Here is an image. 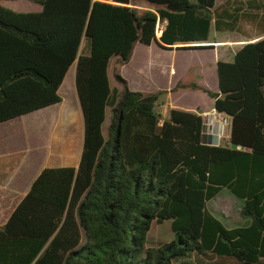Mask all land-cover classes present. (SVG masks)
Instances as JSON below:
<instances>
[{"label":"trees","instance_id":"trees-1","mask_svg":"<svg viewBox=\"0 0 264 264\" xmlns=\"http://www.w3.org/2000/svg\"><path fill=\"white\" fill-rule=\"evenodd\" d=\"M31 1L42 10L0 4V124L60 103L76 63L84 145L77 168H43L0 226V264H194V255L198 264H264V37L218 60V91L173 88L214 99L231 120L227 143H212L200 112L172 108L163 118L167 90H132L117 69L122 89L109 78L111 60L128 63L139 42L207 43L212 29L242 33L244 21L264 35V0H145L155 10L132 0ZM223 189L242 200L245 224L229 228L209 211ZM165 220L174 238L148 246Z\"/></svg>","mask_w":264,"mask_h":264},{"label":"crops","instance_id":"crops-1","mask_svg":"<svg viewBox=\"0 0 264 264\" xmlns=\"http://www.w3.org/2000/svg\"><path fill=\"white\" fill-rule=\"evenodd\" d=\"M100 1H108L113 2V0H100ZM225 0H221L219 4L221 5ZM142 4L139 6L133 5L137 8L144 9H152L153 5L149 4L145 0H141ZM40 5V4H38ZM39 10L35 11H26V12H37L42 10V6L40 5ZM153 10V9H152ZM163 27H165V23H162ZM161 30V33H162ZM217 32V31H216ZM160 33V34H161ZM229 33V32H226ZM235 33V32H234ZM158 34V36H160ZM212 34V31H211ZM210 34V36H211ZM211 40V37H210ZM249 42V41H247ZM245 42V43H247ZM236 43V40L224 37L223 39H219L217 42L213 43V48H194L189 47L191 45H209L210 43H197V44H176L172 47V49L161 48L156 42H153L150 45H145L143 43H137L135 45L133 55L131 60L128 63H122L118 58H113L111 60V66L109 68V78H110V85L111 88H117L119 90L122 87L118 84L117 80L114 76V70L117 69L118 72L128 81L129 87L135 91H143V92H154L157 90H167V94L163 96L165 97L166 102V109L163 114V118H167L170 109L178 108L177 102L174 101L173 96L178 92L187 90L181 89L178 91L173 90V88L178 84L179 81H183L184 83H188L190 80L196 83L197 85L209 89L211 91H218V77H217V62L219 59L231 61L234 58L236 51L245 43ZM238 43V42H237ZM237 45V46H234ZM205 50H215L217 52V56L214 58L213 62L210 60H203L199 58V60H191L192 58H187L193 52H202ZM220 51H222V55H220ZM161 52H174L176 55H183L181 56L182 59H187L183 66H178L176 62H169L166 63L161 59ZM158 55V56H157ZM226 56V57H223ZM115 64V65H114ZM73 65H76L74 63ZM72 65V66H73ZM160 67L162 70L166 71L167 74L172 76V81L170 85H161L158 83L156 87L152 88H144L142 81L150 79V73L148 70L154 66ZM70 67L62 85L59 88V94L62 98L59 104H63L65 102V97L62 94V91L66 88L65 83L68 77H70L71 68ZM132 67L133 71L137 73H142L144 79L139 81L137 76L130 71ZM202 68L199 73H195L196 75L192 76L189 79H185L187 75L193 73L196 69ZM148 72V73H147ZM206 74L211 75L213 78L214 84L216 88H211L206 83ZM71 78L74 80V90H70L69 94V104L71 106V110L64 115L61 113V116L58 115L54 118L53 126H52V136H51V151H49L47 147V167H55L54 165H62L63 166H74L78 167L81 161V156L83 152V145H84V116L80 104V100L77 93L76 88V66L73 67V72L71 73ZM202 93L206 99L210 101L211 110H214V99L209 97L207 93L203 91H199ZM52 106V105H51ZM49 106V107H51ZM48 108V107H47ZM43 110V109H40ZM35 111L29 113L27 115H23L13 119L14 121L20 120L22 117H26L33 113L39 112ZM196 112H200L204 114L205 112L198 110ZM209 112V111H207ZM111 118V110L110 108L106 111V120L103 124V132L107 134L108 126L110 123ZM12 121V120H10ZM6 123V122H5ZM3 124V123H2ZM15 130V129H13ZM23 132V129L15 130ZM28 134V131H26ZM10 148V147H9ZM20 151V159L17 157L18 152ZM9 156L5 159V162H0V226L4 225L9 218L11 212L18 204V202L26 195L29 191L33 181L39 175L45 165L41 164V157L38 156L37 159L34 156L31 158L27 156V151L24 150V147H20L16 144L13 146L12 150L9 152ZM13 154V155H12ZM33 164H35L33 166Z\"/></svg>","mask_w":264,"mask_h":264},{"label":"rangeland","instance_id":"rangeland-1","mask_svg":"<svg viewBox=\"0 0 264 264\" xmlns=\"http://www.w3.org/2000/svg\"><path fill=\"white\" fill-rule=\"evenodd\" d=\"M221 0H217V4L220 3ZM0 4L11 8L16 11H35L39 10L40 5L37 3L31 1V0H0ZM132 4L139 6L142 4L141 0H132ZM140 10H143L142 8H139ZM153 10H155V7H152ZM163 24H159L158 34L161 33ZM259 30V26L257 23L244 21L243 22V32L242 33H234V32H216L214 29H212L211 34V40L208 42L209 47L213 48V43L217 42L219 39L226 38H232L236 40V43H245L247 41H256L262 37L258 36L256 32ZM238 42V43H237ZM237 46V45H234ZM84 52L88 53L89 48L87 45V42L84 43ZM161 59L164 61L167 65L169 62H176L178 66H183L185 64L184 61L187 59H182L181 56L183 55H176L174 52H161ZM222 51H220V55H222ZM158 56V55H157ZM217 56V52L215 50H205L202 52H193L191 55H189L187 58H192L191 60H199V58H202L203 60H210L213 62L214 58ZM226 57V56H223ZM115 65V64H114ZM70 72V77L67 78L65 87L62 91V94L65 97V102L63 104H54L51 107L44 108L43 110H40L39 112L33 113L31 115H28L26 117H22L18 121H8L6 123L0 124V162H5L7 159V156H9V153L11 150L13 152V146H16V144L20 147H24V150L27 151V156L33 157L37 159L38 156L41 157V164L45 165L44 167H47L49 165H46L47 159V147L49 151H51V136H52V124L54 121V118L58 115L61 116V113L66 115L70 110L71 106L69 104V94L70 90H74V80L71 78V73L73 72V67ZM130 68V67H129ZM202 70L196 69L193 73H190V75H187L185 79H189L192 76L199 73V71ZM131 74L134 73L139 81H142L144 79V76L142 73H137L136 71H133L132 67L130 68ZM148 72L150 73V79L149 81L147 79H144L142 81V85L144 88H152L156 87L158 83H161V85H170L172 81V76L166 73V71L162 70L157 65L154 67H151ZM147 72V73H148ZM196 73V74H195ZM206 83L211 88H216L213 78L211 75L206 74ZM192 82L190 80L188 83ZM119 84V83H118ZM120 85V84H119ZM121 86V85H120ZM122 87V86H121ZM173 99L175 102H177V107L180 109L190 110V111H197L198 107H200V110L204 112H212L210 101L206 99L204 96H202V93L194 90H184L181 92H178L177 94H174ZM160 111L161 113L165 112L166 109V102L165 97L161 101L160 105ZM163 115V114H162ZM23 129V132L15 131V130ZM28 131V134L27 132ZM208 136V135H206ZM230 136V128L227 129V136L223 139L222 142L225 141V143L228 142ZM209 137V136H208ZM213 143V142H212ZM10 147V148H9ZM13 155V154H12ZM20 151L17 154V157L20 159ZM35 164H33L34 166ZM62 165H54V166H63ZM243 205L242 200L236 198L231 192L227 189H223L220 191L216 197L211 199L208 202V209L209 211L214 214L216 217H218L220 220L224 222V224L231 228L236 227L239 225L245 224V220L242 218L240 214L241 207ZM174 231L171 226L170 220H165L162 223L154 222L149 235H148V242L147 245L151 247H158L164 243H167L171 241L174 238ZM197 256L194 255L191 257V261L194 262V264H198ZM213 262H219L220 264H240L238 261L232 258H219V257H213ZM201 264H211L210 261L206 260L205 263L201 262Z\"/></svg>","mask_w":264,"mask_h":264},{"label":"built area","instance_id":"built-area-1","mask_svg":"<svg viewBox=\"0 0 264 264\" xmlns=\"http://www.w3.org/2000/svg\"><path fill=\"white\" fill-rule=\"evenodd\" d=\"M203 115L205 120L204 133L212 138L213 144H221L227 136V129L231 127L230 117L216 109L212 112H205Z\"/></svg>","mask_w":264,"mask_h":264}]
</instances>
